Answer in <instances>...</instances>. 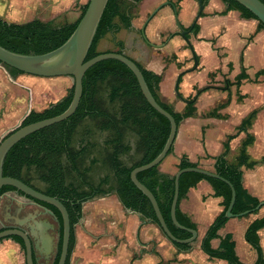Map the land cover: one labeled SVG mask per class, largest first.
<instances>
[{"label": "crops", "instance_id": "crops-1", "mask_svg": "<svg viewBox=\"0 0 264 264\" xmlns=\"http://www.w3.org/2000/svg\"><path fill=\"white\" fill-rule=\"evenodd\" d=\"M4 2L7 4L4 17L8 23L13 24H20L18 21L21 19H17L23 16H27V20L22 23L30 22L28 18L32 16L47 23L63 14L71 20L68 23H73L79 14L72 7L79 4L80 8V5L83 7L87 3L86 0H0V5ZM159 5L164 6L144 28L145 41L141 32L143 24ZM170 5L176 8L181 27L189 29L198 11L195 0H143L132 14L130 27L121 28L115 34L117 41L123 43L122 53L126 57L138 63L130 55V52H136L142 60L139 65L161 76L159 95L162 102L182 113L186 101L195 98V113L182 120L178 126L173 152L160 165L159 171L173 176L182 157L191 163H198V167L214 171L213 158L223 153V145L228 136L234 138L229 142L226 161L235 165L241 142L245 138V134L238 132V128L250 113L257 111L248 130L253 142L246 149L249 161L257 162V165L252 169L241 168L242 185L251 196L264 202V161H261L264 158V74L256 78L258 73L264 71V30H257L256 20L243 19L237 11H229L224 15L226 6L221 0H205L203 15L195 23L198 31L193 33L191 30L182 37ZM243 69L247 79L238 87L228 86V90H223L226 81L234 83ZM23 75L11 77L0 64V141L32 111L27 110L23 114L19 108L14 113L18 108L16 105L21 103L19 93L18 98L15 90L24 92L22 83L30 84ZM58 78L70 80L68 77ZM214 112L218 117L209 116ZM221 201V198L213 196L210 184L203 180L180 202L181 212L196 224L200 240L197 250L193 252L178 250L179 259L188 258L190 264H227L222 260L209 259L200 249V242L208 227L222 212ZM97 202L101 203L96 205L91 200L82 205V218L78 224L81 222L89 235L84 234L77 227L78 224L75 226L76 242L70 264H100L103 258L101 255H108L111 252L109 249H113L112 239L106 234L92 231L95 224L101 223L104 216L102 210L107 208L109 213L112 211L116 221L124 226L129 250L138 246L134 252L117 250L113 259H122L120 264H159L158 255L145 250L154 242L164 244L167 240L171 243L161 230L155 224L143 221L136 213L123 209L114 194L98 198ZM127 213L130 214L126 216ZM263 216L264 208L257 214L228 219L219 230L218 238L211 241V247L218 248L220 239L230 234L238 259L243 264H254L257 256L245 242L244 233L251 222ZM116 221L112 224L115 225ZM13 226H21L30 233L35 264L55 263L60 226L44 207L15 192L4 193L0 199V231ZM258 235L264 255V228ZM137 236L140 242H137ZM0 264H25L24 251L14 239L5 238L0 241Z\"/></svg>", "mask_w": 264, "mask_h": 264}, {"label": "trees", "instance_id": "trees-1", "mask_svg": "<svg viewBox=\"0 0 264 264\" xmlns=\"http://www.w3.org/2000/svg\"><path fill=\"white\" fill-rule=\"evenodd\" d=\"M88 1L81 7L79 17L73 23L59 27L53 26L51 22L44 23L39 20L13 24L0 18V46L22 55H42L57 49L75 30ZM141 1L143 0H108L85 61L102 54L97 51V45L106 34H116L121 28L130 27L132 20L130 11ZM221 1L226 6L224 15L229 11H237L243 19L256 20L258 22L257 30L264 29V25L236 1ZM259 1L264 4V0ZM197 31L198 25L195 24L192 32L196 33ZM115 45L117 50L109 52L121 54L123 43L116 41ZM136 65L140 69L151 95L160 107L173 117L177 128L182 120L194 115L195 98L186 101L182 113L176 112L172 105L162 102L160 98L161 76L145 70L138 63ZM4 67L11 77L22 74L15 69ZM263 74L264 71H261L256 78ZM245 79H247V75L243 69L241 74L235 78L234 83L226 81L223 90H228V86L238 87ZM72 95L73 85L66 96L58 102L49 105L40 112L30 111L20 127L60 115L69 106ZM256 115L257 111L250 113L238 128V132H243L245 138L241 142L236 164L232 165L226 161L229 142L234 136L227 137L223 145V153L213 158V172L227 181L235 191V203L231 211L233 215L253 211L261 203L243 188L241 172L242 167L252 169L257 165V162L249 161L246 152L247 147L253 142V137L249 135L248 130ZM209 116L218 117L215 112ZM169 130V121L147 103L134 74L128 67L117 60H104L86 71L82 80L81 100L75 113L67 120L35 132L13 146L4 159L2 175L15 178L36 191L56 198L63 204L70 221V240L65 262V264H70V257L76 242L75 226L82 218V205L94 198L114 194L123 209L139 214L142 219L155 224L160 229L149 200L132 183L130 173L133 169L145 165L157 157L164 147ZM94 132L105 135L102 143L93 140ZM128 136L134 138V151L127 142ZM131 152L134 154L129 163L124 162L123 157L131 156ZM172 152L173 145L167 156ZM261 161H264V158ZM158 167L140 172L136 178L155 197L171 234L180 240L188 239L191 235L174 227L170 218V207L174 195V176L160 173ZM188 167H198V165L189 162L185 157H182L176 165L177 170ZM96 169L106 170L108 174L94 182L91 173ZM31 174H34L36 179L44 185L42 189L36 188L31 183ZM203 180L210 184L213 196L221 198L223 209L208 227L200 242V249L209 259L222 260L227 264H243L235 254L232 235L227 234L220 239L218 248L211 247V241L218 238L219 230L228 221L224 215L230 202L231 191L226 183L195 173L183 174L179 179L176 220L181 226L196 230V224L181 212L179 205L186 198L188 192ZM6 192H15V189L3 187L0 194ZM19 195L22 196L21 193ZM35 203L55 215L59 222L60 235H62V219L59 211L48 204L37 201ZM258 212L259 210L250 214ZM263 228L264 216L251 222L244 233L245 242L252 247L257 256L254 264H264V255L258 235V232ZM9 238L17 241L24 251L21 239ZM171 243L178 250H190L189 244ZM60 251L61 238L54 264L58 263Z\"/></svg>", "mask_w": 264, "mask_h": 264}, {"label": "water", "instance_id": "water-1", "mask_svg": "<svg viewBox=\"0 0 264 264\" xmlns=\"http://www.w3.org/2000/svg\"><path fill=\"white\" fill-rule=\"evenodd\" d=\"M251 12L256 19L264 25V4L259 0H234ZM198 11L196 13L194 22L192 23L189 29H183L178 22L177 18V11L173 5H170L173 14L175 23L179 29V34L182 37H185L189 34L194 27L197 20L201 17V14L204 9L205 1L204 0H196ZM108 0H89L87 7L78 22L75 30L70 35V37L57 49L50 51L48 53L42 55H22L13 53L11 51L6 50L5 48L0 46V64L6 67L15 69L22 74L39 77V78H58V77H68L72 81L73 85V95L71 102L67 109L58 116L45 119L42 121H38L35 123L28 124L26 126L20 127V125L13 130L11 133L3 137L0 141V192L3 187H12L15 189V193L22 194L24 199H28L35 203L41 202L53 206L56 208L62 219V235H59L61 238V251L60 256L57 264H65L67 255H68V246L70 240V221L69 215L66 208L63 204L57 200L56 198L49 197L35 189L31 188L30 186L24 184L23 182L11 178V177H4L2 175V166L4 159L9 152V150L19 143L21 140L26 138L27 136L38 132L44 128L52 126L54 124L63 122L70 118L80 103L81 96H82V80L83 77L88 69L92 66L97 64L98 62L104 60H117L123 63L128 67V69L134 74L141 93L147 103L161 116L166 118L170 124V130L168 138L164 144L163 149L157 155L155 159L151 162L142 165L133 169L130 173V179L132 183L136 186V188L149 200L151 207L154 211L156 219L158 221L159 227L165 237L177 244H191L194 243L197 238V230L189 229L186 227L181 226L176 220V207L178 202V194H179V179L183 174L186 173H195L202 175L204 177L220 180L226 183L231 191V197L229 205L225 211V218L232 219V218H239L243 217L247 214H250L253 211L260 210L264 207V202H261L253 211L244 212L242 214L233 215L232 209L235 203V191L233 187L224 179H222L219 175H217L213 171H208L201 167H188L181 170H177L174 176V195L170 207V218L174 227L179 230L185 231L189 233L191 236L188 239L180 240L175 238L171 232L169 231L163 216L159 210L158 204L155 200L153 194L144 186L142 185L136 178V175L140 172L158 167L167 157V154L172 147L176 134H177V125L173 119V117L165 111L160 105L155 101L153 96L151 95L144 78L141 74L140 69L136 65V63L125 56L124 53L117 54V53H102L98 56L85 61V58L88 54L89 48L93 41V38L96 34V30L98 28L99 22L102 18L104 10L107 6ZM168 4V3H166ZM164 5L158 6L146 19L145 23L142 27V37L145 41L146 37L144 34V28L147 22L163 7ZM3 21L4 17H0ZM8 23V22H7ZM30 112H28L25 117L28 116ZM23 118V120L25 119ZM22 120V121H23ZM22 123V122H21ZM3 194H0V199ZM46 212H48L54 219L58 222L55 215L48 209L44 208ZM128 212L133 213L131 210H127ZM137 214V213H136ZM140 216L139 214H137ZM59 224V222H58ZM9 237H17L22 240L24 246V255H25V264H35L33 260V240L31 238L30 233L22 228L21 226H13L10 228H6L0 231V241L9 238ZM59 238V239H60Z\"/></svg>", "mask_w": 264, "mask_h": 264}, {"label": "rangeland", "instance_id": "rangeland-1", "mask_svg": "<svg viewBox=\"0 0 264 264\" xmlns=\"http://www.w3.org/2000/svg\"><path fill=\"white\" fill-rule=\"evenodd\" d=\"M87 1L88 0H86V2ZM6 6H7V4L5 5V2L3 3V5H0V8H1L0 9V17H4V15H5L4 10L6 9ZM159 6H161V5H159ZM74 8L76 9L77 13L80 14L81 5L79 8V4H77V5L72 7V9H74ZM136 8H137V6L133 7L131 9L130 13L133 14ZM63 15H64V17H62ZM63 15L59 16L58 18H55L53 20V22H51L52 25L55 27L62 26V25L67 24L68 22L71 21V20L67 19V16H65V14H63ZM132 17H133V15H132ZM25 18H27V16H23L22 18H19L17 20L21 19V21H18V22L22 23V22H26L25 20H27V19H25ZM31 18H34V19L31 20ZM31 18H28V20H30V22L33 20H37L36 17L32 16ZM173 18H174V16H173ZM177 18H178V15H177ZM4 20H5V22H7L5 17H4ZM22 24H24V23H22ZM262 30H264V29H262ZM116 38L117 37L115 34H112V33L106 34L98 42L97 51L99 53H105V52H109L112 49H113V51L117 50V47L115 45V42L117 41ZM130 55L135 57V59L138 61V63L141 64L142 60L136 52H130ZM24 79H26L28 82H30V84L29 83H22L23 88H24V90H23L24 92H21L19 90H17L18 91L17 92L15 90L16 97H18L17 93H19V97H20V101H21L20 104L16 105L18 108H16V110L14 112L15 114L18 112L19 108L21 111H23V114L27 110H33L36 112H40V111L46 109L49 105H51V104L59 101L60 99L64 98V96H66L69 89L72 87V81L66 80L63 78H48L47 79V78H39V77H33V76L25 75ZM11 92L14 93V91H12V90H11ZM10 97H11V95H10ZM17 101H19V100L17 99ZM104 138H105L104 134L94 132L93 140L95 142L100 143L101 141L104 140ZM127 142L131 145V147L134 151V138L128 136ZM133 154H134V152H131V156L123 157V161L129 163ZM168 160L166 162H164V165L168 162ZM196 164L199 166L198 163H196ZM160 165H159L158 169L161 168ZM107 174H108V172L106 170L96 169L91 173V178L94 182H97L100 178L104 177ZM30 177L32 179L31 183L36 188L42 189L44 187V185L36 179L34 174H31ZM97 200H98V198L97 199L94 198L92 200V202L96 205L98 203H101V202H97ZM107 209L102 210V215H104V216L101 220V223L95 224L96 226H95V228H92V231L100 232V233H102V235L106 234V236H108V238L112 239V241L114 242L113 249H109L111 252H108V255H104V256L101 255L103 258H102V261L100 264H120L122 259H120V258L118 260L113 259V256H115L117 254V250H120V252H125L124 250L127 249L128 251L134 252L138 246L135 245L134 248H131V250H129V248L127 246L128 241H127L126 235L123 232L124 226L121 225V223L119 221H116V218L114 217V215L111 214L112 211L109 213V211H107ZM129 214L130 213H127L125 215L127 216ZM142 220L144 221V219H142ZM115 221L117 223L115 225H113L112 223H114ZM143 221H141V224ZM122 226H123V229L121 230ZM77 227L80 228V230L84 234L89 235L83 229V224H81V222L77 225ZM120 230H121L122 234H120L121 233ZM107 233H109V234L107 235ZM199 240H200V236L198 237V239L194 243L190 244V251L193 252V251L197 250ZM137 242H140L138 236H137ZM163 243L164 244L154 242L150 245L149 249L145 250V251L157 254L159 259H160L159 264H190V261H191L190 259H188V258H182V259L180 258L179 259L177 257V254H179L177 252L178 249L175 248L170 242H168L166 240ZM249 249H251V251H253L252 248L249 247ZM128 251L126 253H128ZM253 253H254V251H253ZM201 254L204 255L202 252H201ZM134 257H136V254ZM125 264H126V262H125Z\"/></svg>", "mask_w": 264, "mask_h": 264}, {"label": "flooded vegetation", "instance_id": "flooded-vegetation-1", "mask_svg": "<svg viewBox=\"0 0 264 264\" xmlns=\"http://www.w3.org/2000/svg\"><path fill=\"white\" fill-rule=\"evenodd\" d=\"M59 235H60V230H59ZM60 238V237H59Z\"/></svg>", "mask_w": 264, "mask_h": 264}]
</instances>
